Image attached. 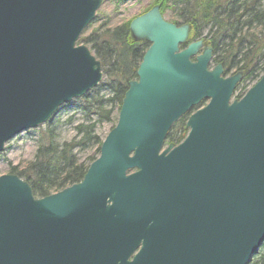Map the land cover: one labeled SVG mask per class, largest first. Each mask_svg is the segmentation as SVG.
<instances>
[{
  "label": "water",
  "instance_id": "95a60500",
  "mask_svg": "<svg viewBox=\"0 0 264 264\" xmlns=\"http://www.w3.org/2000/svg\"><path fill=\"white\" fill-rule=\"evenodd\" d=\"M101 0H0V153L102 79L79 37ZM159 5L131 19L149 47L82 180L44 198L0 176V264H248L264 242V73L209 68ZM204 103V104H203ZM197 108L191 112L193 108ZM191 112V113H190ZM190 113L186 137L164 147Z\"/></svg>",
  "mask_w": 264,
  "mask_h": 264
},
{
  "label": "trees",
  "instance_id": "16d2710c",
  "mask_svg": "<svg viewBox=\"0 0 264 264\" xmlns=\"http://www.w3.org/2000/svg\"><path fill=\"white\" fill-rule=\"evenodd\" d=\"M154 5H159L163 17L171 14L174 21L168 22L189 25L187 44L203 40L212 51V66L220 64L225 75L242 74L234 90L235 98H241L264 73V0H155ZM99 21L95 16L77 42L87 46L100 62L102 81L74 100L72 105L84 118L74 126L75 135L70 141L60 142L52 116L37 140L33 159L8 172L26 182L35 198H44L82 180L90 164L81 162L77 153L95 146L99 154L102 140L96 136L95 127L102 122L115 125L124 94L129 83L136 80L149 46L146 41L131 38L130 21L117 25ZM94 24L98 25L93 27ZM186 116L172 125L165 145H177L185 138ZM248 264H264V242Z\"/></svg>",
  "mask_w": 264,
  "mask_h": 264
},
{
  "label": "rangeland",
  "instance_id": "374dc122",
  "mask_svg": "<svg viewBox=\"0 0 264 264\" xmlns=\"http://www.w3.org/2000/svg\"><path fill=\"white\" fill-rule=\"evenodd\" d=\"M154 2L155 0H124L123 2L119 0H101V4L95 16H99V23H102L103 21L107 22L109 20L110 25H117L130 21L134 17L141 15L154 6ZM170 15L171 14L168 12L162 17L166 21H174ZM97 25L98 24H94L93 27H96ZM201 41L204 45L205 43L203 40ZM105 95H107V93ZM73 103L74 100L70 102L71 105ZM53 117L57 125L55 126L56 134L58 135V140L60 142L70 141L75 135L73 130L74 126L84 120L83 114L75 105L58 109ZM45 126L46 123L35 129L23 132L5 144L3 151L0 153V176L7 174L11 167L19 165L24 166L27 162L33 159L37 140L45 131ZM113 126L112 122H102L97 124L95 127L96 136H98L100 140H103ZM77 156L81 162L90 164L89 159L93 158L95 160L99 154L96 152V147L94 146L89 147L82 152H78Z\"/></svg>",
  "mask_w": 264,
  "mask_h": 264
},
{
  "label": "flooded vegetation",
  "instance_id": "af4514ba",
  "mask_svg": "<svg viewBox=\"0 0 264 264\" xmlns=\"http://www.w3.org/2000/svg\"><path fill=\"white\" fill-rule=\"evenodd\" d=\"M223 76L226 77V76H231V75H225L224 72H223ZM187 117V116H186ZM186 121H187V118H186ZM170 130V129H169ZM169 132V131H168Z\"/></svg>",
  "mask_w": 264,
  "mask_h": 264
}]
</instances>
